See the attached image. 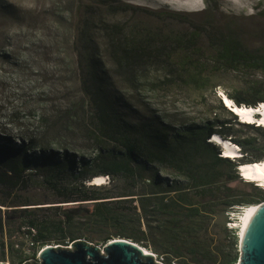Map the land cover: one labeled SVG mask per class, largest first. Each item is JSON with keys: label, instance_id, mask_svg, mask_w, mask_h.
<instances>
[{"label": "trees", "instance_id": "16d2710c", "mask_svg": "<svg viewBox=\"0 0 264 264\" xmlns=\"http://www.w3.org/2000/svg\"><path fill=\"white\" fill-rule=\"evenodd\" d=\"M111 9L117 12L140 8L120 4ZM100 26L111 48L114 71L133 92L140 89L146 65L157 62L166 65L165 81L172 83L182 79L181 72L186 71L189 74L185 83L204 87L203 72L195 60L182 61L180 67L168 61L170 51L176 48L187 52L186 58L198 52L194 33L167 38L159 46H152L154 36L149 34L123 38V26L104 22ZM194 30L206 35L217 70L246 69L264 74V55L250 52L229 29L223 32L207 20L206 24L195 25ZM136 33L140 31L136 29ZM96 54L91 47L84 58L86 66L80 81L84 99L67 105L57 115L58 124L62 123L65 130L75 125L86 133L93 158L75 160L64 153L58 161L47 148L33 157L27 149L28 145L36 146L34 139L18 145L0 138V206L10 208L19 197L17 192L27 189L36 180L37 176L26 174L28 171L45 173L46 176H41L42 182L56 197L57 204H77L73 207L24 206L12 210V215L19 218L25 229L23 235L32 243V254L25 257L21 253L16 260L13 243L0 238V264H6L7 259L10 264H23L27 259H36L37 252L45 245L66 246L76 239L85 240L73 230L77 217L88 218L95 224H112L119 230L115 233L118 238L130 239L163 255L167 263L237 264L239 216L250 205L264 202V189L242 180L237 167L264 160V156L258 158L249 154L256 151L255 138L236 140L241 156L235 160L221 156L217 144L207 140L214 134L225 138V130L230 129L225 127L232 123L255 132H263L264 127L237 121L236 115L221 102L219 109L228 119L220 122L219 129L209 123L173 128L158 116L132 120L133 111L121 101L120 91L113 89L108 72ZM186 66L190 68L186 70ZM225 95L239 107L264 105L261 84L235 89ZM40 121L42 125L46 123L42 118ZM95 166L109 182H122L126 188L118 192L116 187L89 185L93 177L99 176L88 173V169ZM161 168L172 169L183 179L158 176ZM232 182L241 183L242 187L230 185ZM84 203L91 206H83ZM219 211L228 217L225 224L237 225L225 226L230 230L226 237L228 242L220 240L213 245L208 228ZM5 231L0 211L1 237ZM112 239L114 235L108 234L101 242Z\"/></svg>", "mask_w": 264, "mask_h": 264}, {"label": "rangeland", "instance_id": "374dc122", "mask_svg": "<svg viewBox=\"0 0 264 264\" xmlns=\"http://www.w3.org/2000/svg\"><path fill=\"white\" fill-rule=\"evenodd\" d=\"M120 4L140 9L113 12L111 7ZM207 20L223 32L229 29L236 34L250 52L264 55V0H0V138L18 145L26 144L29 138L34 139L36 146L28 145L27 149L33 157L47 148L58 161L64 153L75 160L93 158L86 133L75 125L65 130L62 123L57 122L61 110L84 99L80 81L86 66L84 58L91 47L104 64L113 89L120 91L123 95L121 101L133 111L132 120L158 116L173 128L206 123L221 128L220 122L228 119L219 109L225 93L254 84L264 87V74L246 69L236 72L217 70L206 35L194 30L195 25L206 24ZM101 22L123 26V38L144 37L145 33L154 36L152 46H159L167 38L194 33L198 52L186 58L187 52L176 48L170 51L168 61L180 67L182 61L195 60L203 72L204 87L185 83L189 74L186 71L181 72L182 79H175L172 83L165 81L166 65L157 62L146 65L137 92L128 89L127 83L114 71L111 48ZM136 29L140 33H136ZM189 68L185 67L186 70ZM41 118L46 121L43 125ZM228 126L225 128L230 129L225 130L224 139L236 144V140L255 138L256 151L249 154L258 158L264 156V131L255 132L237 123ZM207 141L211 142V139ZM218 148L222 149L221 146ZM88 173L103 175L96 166L89 168ZM26 174L37 176L36 180L27 189L17 192L19 197L7 208L10 211L0 206L6 230L0 238L13 243L16 260L21 253L29 257L32 246L12 210L24 206H77L76 203L57 204L56 197L42 182L41 176H46L45 173L28 171ZM157 175L183 179L172 169L161 168ZM104 181L108 189L116 187L119 192L126 188L122 182H109L106 177ZM230 185L242 187L237 182ZM1 191L0 188V196ZM82 205L91 206L90 203ZM227 218L225 212L219 211L210 221L208 234L213 245L220 240L229 241L226 237L230 230L225 226L237 224H225ZM73 230L97 245L104 244L101 240L105 235L113 234L118 238L115 233L119 231L112 224H95L85 217L75 219ZM236 251L240 256L239 241ZM38 262L27 259L23 264ZM5 263L10 264L8 259Z\"/></svg>", "mask_w": 264, "mask_h": 264}, {"label": "water", "instance_id": "95a60500", "mask_svg": "<svg viewBox=\"0 0 264 264\" xmlns=\"http://www.w3.org/2000/svg\"><path fill=\"white\" fill-rule=\"evenodd\" d=\"M258 205L244 238L239 240L237 264H264V203ZM153 257L152 252L143 254L142 246L130 239H113L103 245L76 239L69 247H45L36 264H157Z\"/></svg>", "mask_w": 264, "mask_h": 264}, {"label": "bare ground", "instance_id": "6f19581e", "mask_svg": "<svg viewBox=\"0 0 264 264\" xmlns=\"http://www.w3.org/2000/svg\"><path fill=\"white\" fill-rule=\"evenodd\" d=\"M224 101L226 105H230V107L233 109V112L237 113L239 115V119L244 122H257V124L264 126V105H260L257 108L254 107H245V106H236L230 99L227 97H224ZM259 113L258 116H255L254 114ZM215 142L217 145L222 147L223 153L226 157H236L241 156L239 152V148L235 147V144L229 141L228 139L222 138L218 134H214L213 138L211 139V143ZM239 172L241 173V177L243 179H251V180H257L260 181L261 185H264V160L261 161H255L251 163H244L240 164ZM104 176L99 175L93 177L89 181V185H104ZM259 207L258 204L250 205L247 207L244 212L241 214V222H240V232H239V239H243L248 226L250 225V222ZM115 240H127L124 238H114ZM143 248V254H148L150 251L144 247Z\"/></svg>", "mask_w": 264, "mask_h": 264}, {"label": "built area", "instance_id": "2783aa9c", "mask_svg": "<svg viewBox=\"0 0 264 264\" xmlns=\"http://www.w3.org/2000/svg\"><path fill=\"white\" fill-rule=\"evenodd\" d=\"M31 244H32V243L30 242V245H31ZM70 244H71V243H70ZM70 244H69V245H66V247H69ZM48 246L56 247V246H59V245H45L44 247H42V248L37 252V256H36V259H35V260H39V253H40V251H41L42 249H44L45 247H48ZM60 246H62V245H60ZM148 250H149L150 252L153 253L154 261H155L157 264H176L175 261H171L170 263H167L166 260H165V258L163 257V255H158V254L154 253L151 249H148Z\"/></svg>", "mask_w": 264, "mask_h": 264}, {"label": "clouds", "instance_id": "9594fccd", "mask_svg": "<svg viewBox=\"0 0 264 264\" xmlns=\"http://www.w3.org/2000/svg\"><path fill=\"white\" fill-rule=\"evenodd\" d=\"M220 151H221V150H220ZM237 171H238V173H239V170H238V169H237ZM239 176H240V175H239ZM245 209H246V208H245ZM245 209H244V210H245ZM244 210H243V211H244ZM242 213H243V212H242Z\"/></svg>", "mask_w": 264, "mask_h": 264}]
</instances>
